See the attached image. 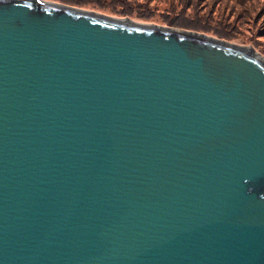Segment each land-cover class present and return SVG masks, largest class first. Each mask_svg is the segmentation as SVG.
<instances>
[{
  "label": "water",
  "instance_id": "water-1",
  "mask_svg": "<svg viewBox=\"0 0 264 264\" xmlns=\"http://www.w3.org/2000/svg\"><path fill=\"white\" fill-rule=\"evenodd\" d=\"M47 3L0 0V264H264V58Z\"/></svg>",
  "mask_w": 264,
  "mask_h": 264
},
{
  "label": "rangeland",
  "instance_id": "rangeland-1",
  "mask_svg": "<svg viewBox=\"0 0 264 264\" xmlns=\"http://www.w3.org/2000/svg\"><path fill=\"white\" fill-rule=\"evenodd\" d=\"M42 1L81 8L97 14H104L112 19L128 17L136 25L150 27L156 25L174 31L185 29L176 24L170 25V21L188 19L185 16H192L196 10L191 7L189 0ZM210 1L207 4H203L204 0L197 2L198 10L196 11L200 13L198 14L211 17L209 23L205 22L207 32L198 30L197 32L234 43L239 48L250 49L252 47L254 51H250L251 53L257 52L264 58V0H212L213 3ZM128 11L130 12L128 13Z\"/></svg>",
  "mask_w": 264,
  "mask_h": 264
},
{
  "label": "trees",
  "instance_id": "trees-1",
  "mask_svg": "<svg viewBox=\"0 0 264 264\" xmlns=\"http://www.w3.org/2000/svg\"><path fill=\"white\" fill-rule=\"evenodd\" d=\"M209 1L210 0H204L203 4H207ZM197 2H198V0H189V4H191V7L195 8L196 10H198ZM210 2L213 3L212 0ZM188 8H190V7H188ZM131 10H132V8H131ZM196 10H194V14L192 16H185L188 19L183 18L182 21H170V25L176 24L180 28L185 29V30H192V31L194 30L196 32L198 30V31L207 32L208 29L205 27V25H206L205 22L209 23L211 17H210V15L207 16L204 14L199 15L200 13ZM129 12L130 11H128V13ZM184 12H185V10H184ZM215 27L217 29V26H215ZM218 35H220V37H223L221 34H218ZM263 54H264V50H263Z\"/></svg>",
  "mask_w": 264,
  "mask_h": 264
},
{
  "label": "bare ground",
  "instance_id": "bare-ground-1",
  "mask_svg": "<svg viewBox=\"0 0 264 264\" xmlns=\"http://www.w3.org/2000/svg\"><path fill=\"white\" fill-rule=\"evenodd\" d=\"M35 1H37V2H42V3H47V2L42 1V0H35ZM47 4H52V5H57V6H60V7H64V9H69V10H72V11H74V12H76V13L83 14V15H87V16H90V17H95V18L104 19V20H110V21L117 22V23H122V24L126 23V24H128V25H132V24H134L133 22L130 23V22H127V21L122 20V19H112V18H108V17L102 16V15H99V14H97V13L90 12V11L77 10V9H73V8H70V7H65V6L59 5V4H57V3H47ZM135 25H136V24H135ZM241 49H242L243 51H245V52H249V50H248L247 48H245V47H244V48H241ZM249 53H250V52H249ZM250 56L254 57L255 59H257V60H259V61H261V60L259 59V57L256 56V55L253 54V53H250Z\"/></svg>",
  "mask_w": 264,
  "mask_h": 264
}]
</instances>
